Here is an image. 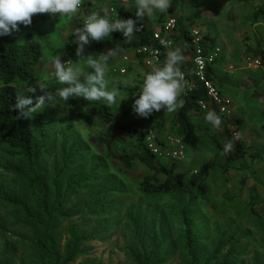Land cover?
I'll use <instances>...</instances> for the list:
<instances>
[{
    "label": "rangeland",
    "instance_id": "obj_1",
    "mask_svg": "<svg viewBox=\"0 0 264 264\" xmlns=\"http://www.w3.org/2000/svg\"><path fill=\"white\" fill-rule=\"evenodd\" d=\"M120 2L82 0L76 15H51L40 23L45 38L44 54L37 65L38 96L60 87L50 78L51 60L55 56L62 63L79 59L69 34L76 28V21L100 7L110 15L115 14V5L126 10ZM128 11L134 14L135 9ZM173 18L182 19L198 37L208 36L211 54L219 59L213 63V84L223 102L229 101L222 114L238 120L232 126L233 134L246 141L248 156L228 167L211 139L213 133L222 137V131L210 126L206 130L203 113L193 115L194 122L202 128L187 138L173 131L174 112L167 113L164 125L134 113L132 104L136 97L123 86L136 88L138 94L143 74L159 62L154 54L140 60L136 52L126 50L109 62L105 78L110 87L113 82L117 83L119 92L117 103L110 105L113 117L120 123H142L147 136L163 150L160 160L176 166L178 172H185L187 176L206 175L209 193L204 199L194 200L189 210L192 228L201 236L197 250L203 256L213 250L223 231L229 228L247 234V239L240 244L242 256L234 264H263L264 231L249 203L258 194L254 207L259 212L264 207V70L250 65L246 57L258 56L251 52L258 46L264 53V0H171L167 13L156 12L150 19L139 20L164 39H171V48H181L184 62H194V50L185 53L184 43L175 41V33L166 29ZM24 27L21 25L19 32L13 34L19 40L24 36ZM82 55L87 56L85 50ZM81 63L87 69L86 63ZM40 83L46 88L41 89ZM122 96L125 98L119 101ZM41 112L48 118L47 151L41 166L49 176L51 195L59 193L64 202L63 213L79 212L75 217L62 219L60 230L64 238L70 223L87 231H97L96 239L84 242L81 254L71 264H133L128 253L143 244L146 235L156 238L160 251L166 248L170 251L162 264H186L180 209L190 199L172 193H146L141 181L151 171L137 160L130 168L122 165L118 156L127 143L119 140L122 135L111 124L83 115L68 102H46ZM100 136L113 141V156L106 155V146L98 140ZM179 146L183 147L184 156L171 157ZM9 150L0 142V195L9 200L0 201V224L4 228L0 229V260L7 256L11 264H47L44 254L31 242V229L15 203L23 200L29 191L22 174L25 162ZM256 153L260 155L254 158L252 154ZM72 154L74 158L68 160L64 169V158ZM67 182L72 184L68 191ZM135 220L140 222L139 226Z\"/></svg>",
    "mask_w": 264,
    "mask_h": 264
},
{
    "label": "trees",
    "instance_id": "obj_2",
    "mask_svg": "<svg viewBox=\"0 0 264 264\" xmlns=\"http://www.w3.org/2000/svg\"><path fill=\"white\" fill-rule=\"evenodd\" d=\"M88 3L89 1L84 2L83 6L85 7ZM113 10L121 19L136 20L132 12L121 9L117 5ZM50 17L51 15L48 13L34 14L32 26L24 27V36L21 40L17 39L13 35L14 33L0 37V142L10 149L11 155L18 156L25 162L22 174L28 183L29 191L23 200L15 203L19 205L22 217L31 229V242L44 254L47 264H71L81 254V245L96 239L97 231H87L75 223H70L67 227V236L64 238L62 230H60L62 219L75 217L79 212L74 213L71 210L63 213L64 202L58 195L59 193L55 196L51 195L49 176L41 166V161L47 151L48 118L41 111L33 113L31 118H18V110L10 109V105H14L16 102L18 92L29 87L36 89L37 65L44 54L43 42L45 38L44 29L41 28L40 23L46 22ZM173 19H175L174 40L184 43L185 53H189L190 50H194V47L198 46L203 57L209 56L212 45L208 42V36L195 42V35L189 26L182 19ZM137 25L142 26L141 30L134 33V37L130 41L118 31L111 33V36L105 40L91 41L84 47L87 56L98 57L100 53L106 52L108 49L118 48L119 52L132 50L142 60L148 56V52H144V49H147V51L157 50L159 52L158 63L163 62L167 49L154 38V32L150 27L143 26L140 21H137ZM80 26H82V19L76 21V28ZM251 52L264 57L261 46ZM218 61L219 59L215 58L213 63ZM181 70L184 72L185 78L189 82H193L195 86L186 88L184 94L179 98L183 100V106L173 113V131L184 138L191 137L198 128H202L201 124L198 125L194 122L193 115L203 113L204 119L208 111H213L221 116L222 123L219 129L222 131V137L213 133L211 139L228 167L248 156L249 146L246 141L242 137L237 139L233 134L232 126L236 125L238 120L221 114L219 106L211 100L208 94L205 81L198 77L195 63L183 62ZM204 77L206 80L214 82L215 70L212 63H206ZM123 89L137 93L136 88L123 86ZM23 94L31 97L33 103L38 97L36 90L35 92L25 91ZM67 102L83 115L111 124L122 135L119 140L127 143V147L121 148V154L118 156L122 165L130 168L133 161L137 160L151 171V174L145 175L141 181L142 189L146 193H172L177 196H187L190 199L189 203L180 209L184 246L188 259L186 264H234V260L242 256L240 244L247 239V234H240L229 228L223 231L208 255L203 256L197 250L201 236L192 228L189 210L194 200L204 199L209 193L205 174L193 173L187 176L185 172H178L176 166H170L161 161L147 147V133L144 125L139 122L120 123L116 121L110 105L102 101H87L83 97H70ZM202 103H208L206 109H203ZM167 113L161 109L158 112L154 111L149 117L164 125ZM204 128L207 130L208 125H205ZM98 140L106 146V155L113 156V141L102 136ZM229 140L233 141V149L224 153L223 146ZM252 155L256 158L260 154ZM72 158H74V154L64 158V169L68 166V160ZM67 185L68 191L72 184L67 182ZM258 199V194L252 196L249 207L252 212L258 215L264 231V207L260 212L254 207ZM0 201L9 200L0 195ZM135 223L137 226L140 224L137 220ZM0 229H4L1 224ZM137 231L141 233L139 230ZM159 247L160 245L156 244V238L146 235L143 244L136 247L135 250H131L128 255L133 264H162L166 261L170 251L167 248L160 251ZM0 264H11V262L7 256H4L0 260Z\"/></svg>",
    "mask_w": 264,
    "mask_h": 264
},
{
    "label": "clouds",
    "instance_id": "obj_3",
    "mask_svg": "<svg viewBox=\"0 0 264 264\" xmlns=\"http://www.w3.org/2000/svg\"><path fill=\"white\" fill-rule=\"evenodd\" d=\"M81 3L82 0H0V37L19 32L21 25L30 26L34 14L48 13L58 14L59 17H72L78 13ZM170 4L171 0H121L120 5L126 10L135 9L136 20L121 19L116 13L110 15L103 7L90 11L82 17V26L69 33L73 37L72 42L76 44L75 55L79 59L76 62L69 59L62 63L57 55L51 60L50 78L60 87L39 95L35 103L31 97L23 94L25 91L35 92V88L29 87L18 92L16 102L10 105V109L18 110V118H31L33 113L40 112L44 108L46 102L66 103L70 97L102 101L107 105L116 104L119 95L118 84L113 82L110 87L105 77L109 62L118 56L119 49H108L98 57H84L82 54L85 45L91 41L105 40L115 31L120 32L130 41L134 33L141 30L137 21L145 17L150 19L156 12L167 13ZM160 44L167 49L163 62L153 65L143 74V80L138 86V94H133L136 98L132 109L134 113L144 118H148L154 111L164 109L168 113H173L182 107L183 100L179 98L184 94L188 84L181 70L185 59L181 48H171L163 39L160 40ZM81 61L86 63L87 69L91 71H87ZM39 87L46 88L42 83ZM123 98L125 96L120 97L119 101ZM204 120L208 126L217 130L222 123L221 116L213 111H208ZM233 146L232 140L227 141L223 146V152L232 151Z\"/></svg>",
    "mask_w": 264,
    "mask_h": 264
},
{
    "label": "built area",
    "instance_id": "obj_4",
    "mask_svg": "<svg viewBox=\"0 0 264 264\" xmlns=\"http://www.w3.org/2000/svg\"><path fill=\"white\" fill-rule=\"evenodd\" d=\"M174 24H175V19H171L170 22L167 24L166 29L175 33ZM141 27L142 26H140V28ZM194 35H195V42H197L200 39H204L203 37L202 38L198 37L197 33H195ZM154 38L158 40L159 42L161 39H163L169 45L172 43L171 39H168V40L164 39L163 35L160 34L159 32H154ZM144 52H148V55L154 54L157 58L159 55V52L157 50L147 51V49H144ZM194 52H195L194 63H195L197 75L201 80L205 81V85L208 89V94L211 100L214 101L219 106L220 112L222 114L225 112L226 107L229 106V101L225 100V102H223L224 100L221 97L219 90L214 86L213 82L206 80L204 77V69H205L206 63L209 62L213 64V61L215 60V58L211 53L209 56L203 57L201 54V50L198 48V46L194 47ZM246 59L250 65L257 67V68H262L264 70V57L260 55L258 56L248 55ZM122 71H124V69ZM187 82H188L187 88L195 86L193 82H189L188 80ZM207 105L208 103H202L203 109H206ZM146 144H147V147L156 155L157 158L160 159L163 156L162 148L157 143H155L152 137L149 135L146 137ZM183 152H184L183 147L179 146L178 148L172 151L171 157L181 159L184 156Z\"/></svg>",
    "mask_w": 264,
    "mask_h": 264
}]
</instances>
